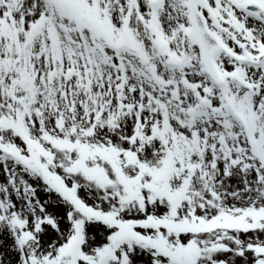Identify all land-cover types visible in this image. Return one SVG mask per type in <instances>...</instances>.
<instances>
[{"label": "snow or ice", "instance_id": "snow-or-ice-1", "mask_svg": "<svg viewBox=\"0 0 264 264\" xmlns=\"http://www.w3.org/2000/svg\"><path fill=\"white\" fill-rule=\"evenodd\" d=\"M0 264H264V0H0Z\"/></svg>", "mask_w": 264, "mask_h": 264}]
</instances>
